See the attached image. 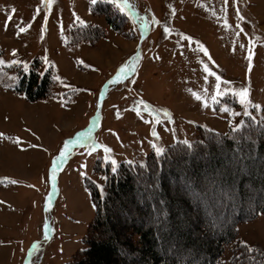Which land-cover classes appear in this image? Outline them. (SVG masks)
Segmentation results:
<instances>
[{
	"label": "rangeland",
	"instance_id": "1",
	"mask_svg": "<svg viewBox=\"0 0 264 264\" xmlns=\"http://www.w3.org/2000/svg\"><path fill=\"white\" fill-rule=\"evenodd\" d=\"M128 2L149 23L146 33L134 12H121L110 0H54L51 7L44 0H0V264H69L84 248L82 239L94 215L90 189L103 192L106 168L143 164L151 153L193 143L204 130L225 134L248 115L264 120V0ZM103 4L128 20L130 39L113 32L105 17L90 13ZM85 24L102 28L104 36L74 43L70 30ZM21 27L26 31L20 32ZM125 65L128 75L113 82ZM21 70L49 73L52 93L28 102L15 89ZM216 76L221 77L219 89ZM242 88L248 90L243 104L234 94ZM81 133L87 139L77 142ZM192 159H172L178 166L165 162L174 177L163 172L153 177L167 188L165 196L161 187L154 189L161 192L160 207L175 215V222L159 227L168 238L155 246L159 252L187 248L192 254L181 235H189L197 246L214 241L216 233L202 236L197 228L216 226L217 234H223L231 214L221 216L228 219L217 225L210 207L226 200L245 202L233 194L238 179L251 182L264 174L262 159L232 156L220 146ZM210 180L225 181L224 189ZM188 188L198 191L190 195ZM146 191L134 185L131 193L118 196L111 222L126 228L156 226L161 213L147 214L142 207ZM148 193L149 199L159 197ZM179 200L189 208L180 211ZM263 200L261 192L245 204ZM97 235L107 238L105 232ZM237 235V244L264 255V215L241 225ZM234 247H225L220 264L228 263Z\"/></svg>",
	"mask_w": 264,
	"mask_h": 264
},
{
	"label": "trees",
	"instance_id": "2",
	"mask_svg": "<svg viewBox=\"0 0 264 264\" xmlns=\"http://www.w3.org/2000/svg\"><path fill=\"white\" fill-rule=\"evenodd\" d=\"M90 12L92 15L105 17L113 31L124 36V38L130 39L126 28L127 19L115 7L110 4H103L97 9L92 8ZM104 33L105 31L102 28L90 24L72 28L70 31L74 43L81 41L95 42L100 40ZM53 87L54 79L49 73L40 76L36 71L30 70L20 73L15 89L23 94L28 102H35V100L50 95ZM217 146L225 148L228 154L232 156L239 154L241 156L246 155V157L256 156L262 159L263 164L260 170L264 173V121L252 117H246L238 129L224 135L204 130L197 141L191 144L177 143L169 146L162 155L151 153L143 164L122 163L114 171L106 168L104 171L106 182L103 192H99L94 186H91L90 189L94 215L83 237L84 248L74 254L69 264H217L225 247L230 244H234L235 247L232 248L229 264H264V255L256 251H250L236 243L237 226L240 223L254 219L258 214H264V200L260 205L248 207L245 204V202L251 200L254 194L264 192V174H258L257 179H252L251 182H247L244 177L238 179L239 190L233 194L237 196L238 200L245 202L238 205L236 201L226 200L221 202L217 208L212 209L210 207L213 216L219 218L218 222H214L217 225L228 219L221 218V216L231 214L226 221L229 222L223 234H217L218 228L216 226L208 228L200 226L197 228V232L202 236L216 233L214 241H209L203 246H197L189 235H181L184 244L193 247L192 254H188L189 249L187 248H174L161 250L160 252L155 248L157 243L164 244L168 240L167 236L160 235L158 232L159 227L167 226V222H175L173 219L175 215L170 213L168 209L160 207V203H162L161 192L156 193L154 189L162 188V195L165 196L167 188L164 189L163 183H155L153 177L162 174V172L174 177L171 169L164 167L165 162L171 160L176 166L178 162L173 160L179 158L182 161L183 158L187 157L191 162L196 153L212 150ZM225 179L226 182H231L230 178L225 177ZM225 181L214 184L210 180V184L224 189ZM134 185L138 189L145 187L153 194L159 193V197L157 195L149 199V193L146 191L140 197L141 200H146L145 203L147 204L142 205V207H145L147 214L161 213L160 221L156 226L126 228L114 225L111 222V209L112 206L117 204V197L123 193H131ZM244 186H247V188ZM188 189L190 195L198 191L197 189L191 191ZM168 203L173 206L176 201L168 199ZM178 204L180 211L187 210L190 205L187 201L182 200H179ZM100 232H105L107 238L103 240L95 239V237H98L97 233ZM122 249L126 253L124 255L133 258L131 262H126L123 258ZM116 252L119 256L116 255ZM199 258L200 261H198Z\"/></svg>",
	"mask_w": 264,
	"mask_h": 264
},
{
	"label": "snow or ice",
	"instance_id": "3",
	"mask_svg": "<svg viewBox=\"0 0 264 264\" xmlns=\"http://www.w3.org/2000/svg\"><path fill=\"white\" fill-rule=\"evenodd\" d=\"M44 2H45V6L46 7H51V5L53 4L54 0H44ZM96 2H97V0H91V3L92 4H95ZM110 2L114 3L121 12H126V10H130L132 8V5L128 2V0H110ZM237 16H238V18L243 19V17L239 16V12L238 11H237ZM8 19H11V16H9ZM77 19H79V18L77 17ZM19 31L20 32H24V31H26V28L21 27V28H19ZM168 31H169V29L167 27H165L164 28V32L167 34ZM184 39L191 40L192 38L191 37H184ZM202 50L205 51V53L207 52L206 49H203L202 48ZM248 59H249V69H251V67H252V65H251V59H252L251 51L249 52ZM3 63H4L3 61H0V65H2ZM14 63H18V62H14ZM26 67L27 66H25V69H26ZM128 71H129L128 65H125V66L121 67L119 69V72L117 73V75L115 77V80L113 82L119 81L121 79V76H127L128 75ZM205 71L206 72L209 71L207 69V67L205 68ZM215 79L217 81L216 87H217V89H219V87H220V83L219 82L221 80V77L220 76H216ZM225 83H227V82H225ZM234 94H236V95L239 96L240 101L243 104L245 102V100L247 99L248 90L246 88H242L238 93H235L234 92ZM196 98L197 99H200L199 96H197ZM81 138L87 139V134L81 133L80 137H77V142ZM64 147H65V150H67V147H68L67 143L65 144ZM108 151H109V149L105 148V152H108ZM63 158H64V153L61 152V154H60V160H61V162H62ZM56 167L57 166L54 165L53 168H52V173H53V177L52 178H53V180H55V178H56L55 177ZM12 183H15V181H12Z\"/></svg>",
	"mask_w": 264,
	"mask_h": 264
}]
</instances>
